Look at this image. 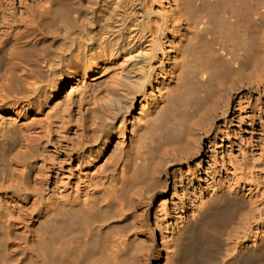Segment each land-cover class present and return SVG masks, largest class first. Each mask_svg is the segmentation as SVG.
<instances>
[{
    "label": "rangeland",
    "instance_id": "rangeland-1",
    "mask_svg": "<svg viewBox=\"0 0 264 264\" xmlns=\"http://www.w3.org/2000/svg\"><path fill=\"white\" fill-rule=\"evenodd\" d=\"M63 1L66 17L46 11L51 0H0V252L20 256L27 236L63 233L70 241L100 236L94 264H180L182 228L226 195L240 204L207 249L191 244L192 263L183 264H261L264 249L241 258L264 243V25L254 27L255 36L262 34L254 60L219 83L194 134L162 155L123 207L99 211L104 186L122 175L133 151V124L144 123L146 103L161 95L163 80L173 82L179 34L165 27L176 4ZM246 1L248 13L261 0ZM218 29L211 27L201 42H221ZM126 72L148 75L147 98L122 88ZM146 140L144 131L137 143L143 153ZM71 202L92 210L87 223H69L61 213L59 205Z\"/></svg>",
    "mask_w": 264,
    "mask_h": 264
},
{
    "label": "bare ground",
    "instance_id": "bare-ground-1",
    "mask_svg": "<svg viewBox=\"0 0 264 264\" xmlns=\"http://www.w3.org/2000/svg\"><path fill=\"white\" fill-rule=\"evenodd\" d=\"M175 4L176 9L171 14L172 21L165 27V30L171 27L179 34L171 74L173 82H169L168 78L163 80L161 95L154 97L152 104L146 103V109L141 115L144 123L133 124V151L128 154L122 175L115 176L104 186L96 207L99 211L120 208L129 202L139 181L154 175L162 155L181 148L194 134V122L210 105L219 83L230 74H243L247 64L254 60L256 48L262 46V34L255 36L254 27L264 25V0L260 1L259 6L250 4L248 13L244 11V6L248 4L246 0L232 4L207 0L205 5L198 0H175ZM54 6L56 10L53 9ZM46 11L49 14L56 11L58 15L66 17L69 8L66 1L51 0ZM57 20L53 16L51 23ZM211 27L219 28L222 41L208 46L201 39ZM44 35L34 36L30 44L36 47L40 37L42 39ZM27 42L29 40L22 43ZM232 47H237L240 52L231 54L229 49ZM2 49L4 46L0 47ZM46 63L49 69L53 68L52 61ZM133 68L134 66L127 72L133 71ZM127 72L124 81L128 87L122 84V88H132V93L135 90L136 94L143 93L147 98L145 87L153 86L148 75L135 79L132 74L127 75ZM27 73L30 77L34 76L32 72ZM144 131L148 137L145 142L149 146L145 153L137 147L140 133ZM217 200L201 219L190 221L182 228L177 257L180 264L192 261L188 255L194 242L200 241L204 249H207V245L215 241L217 231L226 222L231 211L240 204L238 200L226 195L219 196ZM59 206L69 223L78 220L87 223L91 219L92 210L77 202L62 203ZM99 239L100 236L95 242L93 239L85 242L75 235L70 241V237L63 233L35 238L27 236V244L18 249L20 256L5 249L0 252V264H94L93 256ZM30 248L35 254L28 252ZM263 249L264 243L255 246L248 254L243 255L242 261L248 260L252 253L261 254ZM118 250L121 251L122 248ZM206 257L207 255L203 262H207ZM261 264H264V260Z\"/></svg>",
    "mask_w": 264,
    "mask_h": 264
}]
</instances>
